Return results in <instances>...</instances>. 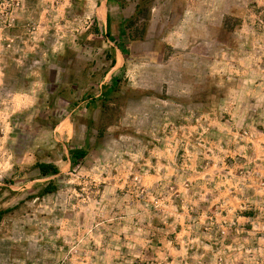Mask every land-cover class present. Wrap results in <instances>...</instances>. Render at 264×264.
Here are the masks:
<instances>
[{
    "label": "rangeland",
    "instance_id": "obj_1",
    "mask_svg": "<svg viewBox=\"0 0 264 264\" xmlns=\"http://www.w3.org/2000/svg\"><path fill=\"white\" fill-rule=\"evenodd\" d=\"M0 264H264V0H0Z\"/></svg>",
    "mask_w": 264,
    "mask_h": 264
},
{
    "label": "trees",
    "instance_id": "obj_2",
    "mask_svg": "<svg viewBox=\"0 0 264 264\" xmlns=\"http://www.w3.org/2000/svg\"><path fill=\"white\" fill-rule=\"evenodd\" d=\"M119 48L122 52H124V48L119 45ZM72 158V164H75L80 158L84 157L87 153L86 149L79 148L77 150L69 149ZM39 168L44 175L54 174L59 171V168L55 166V164L51 163H41L39 164Z\"/></svg>",
    "mask_w": 264,
    "mask_h": 264
},
{
    "label": "crops",
    "instance_id": "obj_3",
    "mask_svg": "<svg viewBox=\"0 0 264 264\" xmlns=\"http://www.w3.org/2000/svg\"><path fill=\"white\" fill-rule=\"evenodd\" d=\"M107 27H108V25H107ZM113 27H114V30H116V28H117V30H118V35H119V37L118 38H112L113 39V41H115V42H120V41H122V40H126V38L124 39V38H121L122 36H124L125 34H126V32L123 30V26H122V23L120 22V24L118 23V24H113ZM120 45V44H119ZM119 48V47H118ZM124 48V47H123ZM131 53V52H130ZM128 55V50L127 49H125L124 48V52H122L121 50H120V48H119V52H117V49L115 50L114 49V52H113V58H114V60H115V62H117V61H119V59H121V61H123V60H125V57L124 56H127Z\"/></svg>",
    "mask_w": 264,
    "mask_h": 264
}]
</instances>
